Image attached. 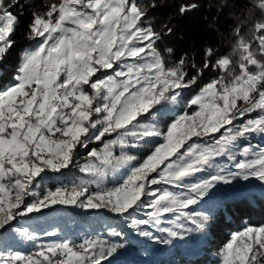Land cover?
<instances>
[{
	"label": "snow or ice",
	"instance_id": "1",
	"mask_svg": "<svg viewBox=\"0 0 264 264\" xmlns=\"http://www.w3.org/2000/svg\"><path fill=\"white\" fill-rule=\"evenodd\" d=\"M251 4L249 16L258 12L261 17L250 27L251 39L237 28L231 54L206 60L202 67L193 63L192 76L185 59L172 66L162 60L156 47L161 34L142 23L148 9L137 0H55L33 12L27 38L36 46L23 53L15 82L0 91V230L18 217L56 205L106 210L120 217L147 207L149 218H132L129 227L138 237L171 246L206 230L210 216L192 206L217 185L253 178L264 182V147H236L252 134L264 136V114L245 119L264 113V0ZM14 6L12 0H0V63L14 46L11 36L20 22L11 10ZM195 7L185 5L180 12ZM167 31L171 34L172 29ZM215 55L211 48L205 52L209 58ZM210 67L223 74L190 99L188 107L195 109L171 118L164 127L154 123L157 116L164 121L168 105L178 104L183 91ZM108 71L113 74L98 75ZM105 137L114 138L104 142L102 150H92L94 162L80 169L91 179L38 191L42 174L68 169L78 147ZM150 138L162 141L150 154L139 161L129 154ZM205 138L208 143L198 142ZM221 157L231 166H218ZM122 169H127L122 180L105 187L108 177L115 178ZM205 172L207 178L194 180ZM161 184L176 191L152 187ZM93 185L96 191L90 190ZM168 214L175 219H165ZM165 223L171 226L159 227ZM150 228H158L166 238ZM14 232L33 243L40 239L30 227ZM106 235L112 240L41 243L31 255L0 251V264H110L131 242L116 228ZM220 257L221 264H264V226L233 233Z\"/></svg>",
	"mask_w": 264,
	"mask_h": 264
},
{
	"label": "trees",
	"instance_id": "2",
	"mask_svg": "<svg viewBox=\"0 0 264 264\" xmlns=\"http://www.w3.org/2000/svg\"><path fill=\"white\" fill-rule=\"evenodd\" d=\"M51 2H55V0H12L15 6L11 10L20 18V22L11 36L14 46L10 49L5 60L0 63V91L7 89L15 82L16 69L21 62L23 53L36 46L35 41L27 38L28 25L33 12L43 11ZM137 2L148 9L147 16L143 18L142 23L145 26H151L154 31L161 34V39L157 42L156 47L162 60L167 66H172L181 59H185L189 76L196 74V69L191 67L193 63L197 67H202L206 60L214 62L222 55H230L236 43L235 31L237 28L241 29L242 35L251 39L249 31L251 25L261 19L258 12L254 16H249V8L252 7L251 0H137ZM152 4L156 6L152 7ZM193 4L196 5L195 8L181 14L182 6ZM168 28L172 29L171 34L168 33ZM209 48L216 53L211 58L205 56V52ZM112 74L111 71L103 74L98 73L102 78ZM220 74L223 73L215 68L205 69L197 83L183 91L178 104L168 105L170 111L165 112L166 119L161 121L157 116L154 123H157L159 127H164L171 118L177 117L184 111H193L195 106L188 107L190 99L194 98L205 84L216 79ZM261 114L264 113L254 112L246 116L245 119L256 118ZM142 119L147 118L142 117ZM239 122L237 121V123ZM113 138L105 137L103 142L93 140L88 143L87 147H78L73 164L68 169L59 173L42 174L44 178L41 183V192L44 190L46 178L55 185L63 182L73 184L78 182L85 175L80 169L91 159V151H99L104 142ZM160 142L162 141L158 138H151L147 143L142 142V146L135 148L131 153L138 157V161L142 160ZM191 142L189 141V143ZM198 142L204 144L209 141L208 138H205ZM249 144L253 147H264V136L252 134L239 140L236 146L237 151ZM237 159L240 160L243 157L237 156ZM225 162L229 167L232 164L226 157H222V161L219 158L217 160L220 167H226ZM208 175L207 172L202 173V179L207 178ZM162 186L161 184L152 187L160 189ZM144 199L145 202H148V198ZM192 210L210 216V221L204 232H193L184 241H177L171 247L170 253H162L158 259L147 262L136 260L135 264H221L220 252L233 233L242 231L247 226H264V182L259 181L256 182V185L249 184L231 190L223 197L192 206ZM144 212L147 211L138 209L133 212L132 217L136 215L146 218L143 215ZM101 218L105 223L100 222ZM123 218L106 210L99 214L97 210L81 212L73 209H68L61 215H54L51 211H46L30 218L18 217L6 229L0 230V250L7 248L11 242L10 239L17 238L14 232L15 228L30 227L40 237L33 244H47L53 242V237L59 242L66 238L74 240L88 235L87 228L90 229L91 233L89 234L104 238H108L106 233L110 228L127 232L130 219ZM186 226L193 227L191 224H186ZM75 228L78 231L74 235L72 230ZM48 232L54 234L47 235ZM148 244L150 243L147 242L144 246ZM110 264L119 263L110 262Z\"/></svg>",
	"mask_w": 264,
	"mask_h": 264
},
{
	"label": "rangeland",
	"instance_id": "3",
	"mask_svg": "<svg viewBox=\"0 0 264 264\" xmlns=\"http://www.w3.org/2000/svg\"><path fill=\"white\" fill-rule=\"evenodd\" d=\"M35 47V46H34ZM34 47H32V48H29L27 51H29V50H32ZM149 140H151V138L149 139ZM103 149V147L102 148H100L99 149V151L100 150H102ZM135 149V148H134ZM134 149H129L128 150V152H129V154H131L132 155V150H134ZM97 151V150H96ZM116 154L117 155H119V153H120V150L117 148L116 150ZM221 161H222V157L221 158H219ZM92 162H94L93 160H92V158L86 163V164H88V163H92ZM225 165H227L226 167H229L228 166V163H224ZM126 171H127V169H122L121 170V172L120 173H118L117 175H116V177L115 178H113L111 175L108 177V179H107V181H106V183H105V187H107V188H111V187H113L114 185H116V184H118L121 180H122V178H123V176H124V174L126 173ZM50 172V171H49ZM39 179V178H38ZM82 179H91V177H89L88 175H84L80 180H82ZM199 179H202V173H200V174H197L196 175V177L194 178V180H199ZM79 180V181H80ZM79 181L78 182H76V183H79ZM194 182V181H193ZM256 182H259V180H256V179H250L249 181H243V180H237V181H235L233 184H231V185H223V184H220V185H217V187L215 188V189H213L212 190V192L209 194V196L208 197H206L205 198V200L204 201H202L200 204H202V203H205V202H208V201H212L213 199H216V198H218V197H223V196H225L226 194H228L231 190H234V189H239V188H241V187H244V186H246V185H256ZM41 183H42V181H40V186H39V189L38 190H40L41 191ZM75 183V184H76ZM163 185V184H162ZM165 187H168L170 190H172V191H176V189H174V188H171V186H169V185H163L161 188H160V190H163V188H165ZM91 191H96V188H95V185H93L92 187H91V189H90ZM150 199L151 198H148L147 199V201L148 202H150ZM31 200H32V197H27V201L28 202H31ZM148 202H145L146 204L148 203ZM68 209H73V210H76V211H81V212H86V211H88V210H82V209H80V208H76V207H67V206H61V205H56V206H53L52 208H49V209H44V210H42L41 212H46V211H51L52 212V214H54V215H61V214H64V213H66L67 211H68ZM142 209H144V210H146L147 212H144L145 214H143V215H145L146 216V218H142V217H139V216H136V215H134L132 218H136V219H148L149 217H148V213H149V211H150V209L149 208H147V207H145V208H142ZM138 210V209H137ZM102 211L103 210H99L98 211V213L99 214H102ZM142 214V213H141ZM35 214H32V215H30V216H28L29 218L30 217H33ZM27 217V218H28ZM132 219V218H130V217H124L123 219ZM165 219H167V220H174L175 219V216L173 215V214H168L166 217H165ZM100 222L101 223H105L104 222V220L101 218V220H100ZM183 222V221H182ZM129 224H130V222H129ZM171 225L170 224H167V223H165V224H162V225H160L159 227H170ZM79 228V227H78ZM31 230V229H30ZM149 230H151V231H153L154 232V234L155 235H157V236H160L161 238H166V234L165 233H162V232H160L159 230H158V228H150ZM77 231H78V229H73L72 230V234H76L77 233ZM86 232H87V234H89V233H91L90 232V229H86ZM102 235H104V233H101ZM127 234H128V236L132 239V240H134L133 242L134 243H136V244H138V246H139V248H140V250H139V252L138 253H133V252H127L126 254H124V255H120V256H117V257H115V258H112V259H110V262H117V263H119V264H135V261L136 260H139V259H143V260H145L146 259V261L147 260H149L150 261V259L151 260H155L156 259V256L159 254V253H170L171 252V247L173 246V245H175L176 243H177V241H174V243H173V245H171V246H165V245H158V244H155L154 242H152V241H150V240H147V239H145V238H141V237H138V236H136L135 234H134V231L128 226V231H127ZM16 235V234H15ZM16 239L15 238H13V239H10L11 240V242L8 244V246H7V248H5V249H3V250H0V251H4V252H8V251H19V252H22V249L20 248V246H21V242H23L24 240L23 239H21V238H19L17 235H16ZM108 237V236H107ZM25 242V241H24ZM29 243H30V245L33 243V242H30V241H28ZM147 242H149L150 244H148V245H146V246H144L145 245V243H147ZM152 247V251L151 252H146L145 251V248H148V247ZM157 254V255H156ZM153 257H154V259H153ZM157 259H158V257H157ZM165 259V258H164Z\"/></svg>",
	"mask_w": 264,
	"mask_h": 264
},
{
	"label": "built area",
	"instance_id": "4",
	"mask_svg": "<svg viewBox=\"0 0 264 264\" xmlns=\"http://www.w3.org/2000/svg\"><path fill=\"white\" fill-rule=\"evenodd\" d=\"M62 186L63 187H69L70 188L71 186H73V183H71V182H63V183H58V184L55 185L54 183L51 182V180H49L48 178H46L44 180V190H43V192L44 191H47V190H54L55 188L62 187ZM121 232L124 234V241H130L131 243L126 248L119 250L118 253L115 254L112 258H115V257L120 256V255H124L127 252L138 253L139 250H140L138 244H136V243L133 242V240L128 236L127 232H124V231H121ZM86 238H100V239H107L109 241L112 240L111 237L104 238V237H99V236L94 235V234H88V235H84V236H82L80 238L74 239V241H76L77 243H79V242H82ZM121 242H123V241H121ZM38 244H41V243H38ZM38 244H35V245H31V246L26 247L22 251V253L23 254H26V255H31V254L37 252L39 250L38 249ZM43 244H45V243H43ZM112 258H110V259H112Z\"/></svg>",
	"mask_w": 264,
	"mask_h": 264
},
{
	"label": "crops",
	"instance_id": "5",
	"mask_svg": "<svg viewBox=\"0 0 264 264\" xmlns=\"http://www.w3.org/2000/svg\"><path fill=\"white\" fill-rule=\"evenodd\" d=\"M38 191H40V190H38ZM49 238H51V237H49ZM53 242H57V240H56V238L55 237H53ZM42 240H44V239H42ZM56 240V241H55ZM25 241V242H24ZM23 242H21V246H20V248L22 249V251L26 248V247H28V246H31V245H34L33 243L30 245V243L28 242V241H26V240H24ZM134 241V240H133ZM60 242V241H59ZM153 249H152V247L150 246V247H148V248H145V251L146 252H151ZM22 253V252H21ZM161 254H162V252L161 253H159L157 256H156V259H157V257H160L161 256ZM153 259H154V257H153ZM140 261H142V262H147V261H149V260H147L146 261V259L145 260H143V259H139ZM150 261H151V259H150Z\"/></svg>",
	"mask_w": 264,
	"mask_h": 264
}]
</instances>
